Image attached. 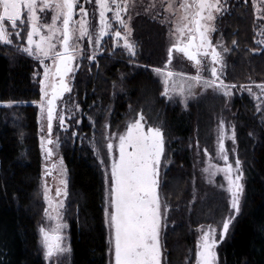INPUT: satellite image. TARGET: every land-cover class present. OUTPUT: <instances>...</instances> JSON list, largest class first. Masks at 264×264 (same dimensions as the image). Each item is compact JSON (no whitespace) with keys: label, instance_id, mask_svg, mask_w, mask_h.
Returning <instances> with one entry per match:
<instances>
[{"label":"trees","instance_id":"16d2710c","mask_svg":"<svg viewBox=\"0 0 264 264\" xmlns=\"http://www.w3.org/2000/svg\"><path fill=\"white\" fill-rule=\"evenodd\" d=\"M253 16L252 5L243 1L233 7L224 23L228 44L237 41L228 55L227 72V80L237 84L264 82V48L255 42ZM133 28L134 57L124 47L113 48L109 35L96 61L83 63L75 75L73 94L80 109L60 146L69 176L65 207L69 264H108L105 184L94 145L106 130L138 113L164 132L166 155L160 192L170 206L162 236L164 264H192L197 225L225 208L220 192L196 181L194 153L196 145L200 149L209 142L210 127L223 103L206 96L184 106L177 99L161 96L162 82L151 69L163 60L164 32L141 18L134 20ZM35 66L32 57L0 45V100L17 102L0 105L2 264H46L38 236L44 200L43 160L33 103L40 94ZM230 107L237 155L246 169L245 192L242 212L227 239L218 245L219 264H264V122L247 94L235 95Z\"/></svg>","mask_w":264,"mask_h":264},{"label":"snow or ice","instance_id":"6c2138e0","mask_svg":"<svg viewBox=\"0 0 264 264\" xmlns=\"http://www.w3.org/2000/svg\"><path fill=\"white\" fill-rule=\"evenodd\" d=\"M88 2L90 0H85V3ZM252 2L256 7L257 0ZM111 3L115 5L114 8L110 7L109 0H95V4L99 6L95 9L99 12V28L94 35L89 30L91 24L88 17L92 13L77 0H0V42L11 45L13 33L23 38L25 27H27V46L20 44L18 47L22 52L38 59L44 67L43 77L39 79L41 98L33 103H38L42 112L46 109L49 135L47 139L41 136V147L46 154V160L54 155V149L49 145L60 146L59 138L55 141L52 139L53 120L58 119L60 128L67 130L65 113L72 115L71 109L67 106L58 112L57 103L65 93L72 91L73 78L69 74L73 73L74 68L79 67V63L74 64L73 61L78 57L83 59L82 38L87 36L89 46L102 52L104 49L101 40L113 27L106 15L111 11L114 20L125 30L122 34L117 29L114 37L119 39L123 35L124 47L133 57L136 55L135 41L129 39L131 30L122 18V14L127 11V0L123 8L118 0H111ZM261 3L264 4V0H261ZM161 7L164 13H171L173 16L178 10L180 12L176 20L175 32L171 27L169 28V34L175 37V42L171 43L168 49L169 61L165 62L166 65L172 59L173 50H176L183 53L196 66L195 75L179 73L181 77L179 83L176 80L177 73L170 67L156 68L155 71L162 77L164 84L161 96H168L171 99L173 94H179L182 102L186 103L189 96L196 94L192 89L197 84L201 85V92L211 88L222 91L225 96H228L236 85L229 84L222 78L226 66L222 53H229L231 49L218 47L222 41L213 43L211 35L218 30L217 14L222 16L228 9L226 0H179L178 4L174 0H167ZM74 8H78L81 16L78 21V35L77 22L73 20ZM47 9H54L51 23L44 22ZM155 9L156 5L153 4L144 11H155ZM25 10L26 21L23 16ZM164 13H158V15ZM8 22H11V31ZM160 22L170 23L171 20L168 15H165ZM232 43L236 45L237 41L233 40ZM259 43L264 44V40ZM115 47L114 44L113 48ZM253 51L258 49L254 48ZM87 58L89 61L96 59L95 55ZM208 58H210V64L205 62ZM47 60L51 63H47ZM209 70L211 76L203 74ZM257 87L260 93L264 94V82L259 83ZM248 91L256 95L250 87ZM16 103L13 100H0V105L12 106ZM75 108L79 109L80 105L76 104ZM89 119L92 118L89 117ZM76 123L80 121L77 120ZM224 126L225 121L221 119L216 153L224 163L209 165L203 171L209 173L210 178L217 172L224 173L229 193V213L222 217L220 222L222 227L218 228L214 224H209L207 227L200 226L201 235L196 242V264H219L218 245L227 239L235 218L242 212L246 169L238 155L234 163L230 161L225 147V138L228 133L225 132ZM234 128L233 125L231 133L233 141L236 139ZM72 135L75 137L77 133L73 132ZM106 141L110 163L100 156V164L104 168L105 224L109 231V251L114 254V264H162L161 231L170 207L161 199L159 193L162 186L161 169L165 167L162 156L166 155L163 129L149 124L144 114L140 113L127 123L123 131L109 133ZM95 151L99 155L101 149L97 147ZM205 152L207 153V149ZM59 165L62 187L56 188L55 198L50 195L47 183L43 186L45 215L50 222L55 221L48 227L40 228L44 256L48 260L71 251L70 246L65 243L63 231L67 227L64 210L65 198L69 196V176L62 157ZM56 167V162L50 165L46 163L44 175L51 174V169Z\"/></svg>","mask_w":264,"mask_h":264},{"label":"rangeland","instance_id":"374dc122","mask_svg":"<svg viewBox=\"0 0 264 264\" xmlns=\"http://www.w3.org/2000/svg\"><path fill=\"white\" fill-rule=\"evenodd\" d=\"M243 1L245 2V0H226V4L228 5L227 11H225L222 16L220 14H217L218 20L216 22V27L218 30L213 32L211 35H212L213 43H215L216 41H222V44L219 45L218 47H227V48L231 49L234 46L233 43L228 44V37L224 36L225 35L224 23H225L227 16L231 13L233 7L237 3H240ZM77 2L79 4H82L86 8H88L90 13H92L90 15V17H88V19L90 20V24H91V27L89 30L95 35V33L98 32V28H99V12L95 11V9H97L99 6L95 4V0H90V2H88V3H85V0H77ZM118 2L120 3L122 8L125 7V0H118ZM166 2H167V0H127V5H128L127 11H125L122 14V18L124 19L125 23L128 24L129 29L131 30V36L129 37V39L132 41H135L133 38V31H134L133 22H134V20H136L138 18L148 20L152 23L159 25L162 28V30L164 32V44L162 47L163 60L159 66L153 67L151 70L159 78V80L162 82L163 90H164L163 80H162V77L160 75H158L157 72L155 71L156 68L170 67L171 70H173L175 73H177L176 80L178 83L181 80L179 73H188L189 75H195L196 74V66L194 65V63L189 61L188 58L183 55V53L177 52L176 50H173V56H172L171 61L167 65L165 63L166 61H169L168 49L171 46V43L175 42V37H171L169 34V28L171 27L172 31L175 32L176 20L178 19L179 14H180L179 10L177 11L175 16H173L171 13H164V9H163V7H161V5L163 3H166ZM174 2L178 4L179 0H174ZM246 2H249L252 5V9H253L255 42L260 46V48H264V44L259 43V41L264 40V4L261 3V0H257V5H256V7H254L252 0H246ZM109 4H110L111 8L115 7V5L111 3V0H109ZM153 4L156 5L155 11H152V10H149L148 12L144 11V9L149 8V6L153 5ZM53 12H54V9H47L46 10L44 22L51 23V17H52ZM158 13H164V14L158 15ZM106 15L109 17V20L111 21L113 27L111 29H109L108 34L102 38V40H101L102 47L104 45V39H106V37L109 35L112 37L111 43L113 45L115 44L116 47H119V46L124 47L123 35L119 39L114 37V33L117 29H119L123 34L125 31L124 28L122 26H120L117 21L114 20L111 11L106 13ZM165 15H168L170 17L171 22L162 24L160 21L165 18ZM23 16H25V19H27L26 10L23 13ZM129 17H131V19H129ZM80 19H81V16H80L78 8H74L73 20L77 22V24H76L77 35L79 34L78 33V28H79L78 21ZM57 23H61V21H57ZM8 27H9V30L11 31V22H8ZM42 30L45 32L47 31L46 29H42ZM26 36H27V30H26V32L24 30L23 38L17 37L15 35V33H13V36H12L13 43L11 45H7V46L16 48L19 51H21L19 49L18 45L24 44L25 46H27ZM82 43L84 45L83 59L81 60L78 57L77 60L73 61L74 64L79 63V67L74 68L73 73L69 74V76L73 78L72 84L74 83V79H75V75H76L77 71L81 68L83 63H85V62L91 63V62L96 61V59L94 61H89V59L87 57L91 56V55H95V57L97 58V55L101 53V51L95 50L93 47L89 46L87 36L82 38ZM0 45H6V44L4 42H0ZM135 47H136V44H135ZM230 52L229 53H222V55H224L225 61H226V66H225L224 72L222 73V78H224L227 83L236 85V87L231 90L230 94L228 96H225L222 91L213 90L211 88L206 89L205 91L201 92L200 91L201 85L197 84L192 89V91L196 94L189 96L187 98V101H186V103H187L188 101L195 99L197 97L202 98V97H206V96L207 97L211 96V97H214V99H217L223 103V105L220 106V109H218L219 111L215 114L214 122L212 124V127H210L211 131H210V136H209L210 137L209 142L205 143L204 147L200 146V149L198 148L199 145H196V149L194 150V153H195V161H196V175H197L196 178L198 179V180L196 179V181L200 182V180H202L205 183V185L207 186L206 189L208 188L210 190H214L215 192H220L221 197H219V198L224 200L225 208L222 212L214 214L211 219L205 218L206 219L205 221H201L200 224L197 225V227H196V242H197V238L201 235L200 226L207 227V225H209V224H214L218 228L222 227V223H220L222 220V217L227 216L229 213V208H228L229 193L227 191V180L225 179L224 173L222 171L217 172L215 174V176H212L210 178L209 173L204 172L203 169L206 167H209V165H215V164H221L222 165L224 163L223 160L219 159L217 157V154H216L217 153V141H218V137H219V127H220V120L221 119H223L225 121V126H224L225 132L228 133V135L225 138V147L228 150L229 159L231 162L234 163V161L237 157L236 140L233 141L232 135H231V133L233 132V125H234L233 120H232L233 111L231 110V107H230V103L232 101V98L235 95L247 94L252 99V101L254 102L255 109L260 114V117L264 122V107H261L262 105H264V94H261L260 89L257 87V85L259 83L237 84L235 82H231V81L227 80V75H228L227 72L229 71L228 70L229 69L228 55L230 54ZM25 54H27V53H25ZM30 57H32V56H30ZM32 58L36 61V66L34 68V74H36V75H34V77L36 79H38V84H39V79L43 77L44 67H43V65L40 64V61L38 59H36L34 57H32ZM205 62L210 64V58H208ZM47 63L50 64L51 61L47 60ZM203 74L207 75V76H211L210 70L203 73ZM241 85H243V87H241ZM249 87L253 90V93H256V95H253L252 93H250L248 91ZM39 91H40V84H39ZM40 98H41V93L39 94V99L37 101H39ZM165 98L170 99L168 96H165ZM171 99H177L182 105H184V106L186 105L185 102H182V97L179 94H173V97ZM35 104H36V108H37L38 132H39V140H40V146H41V144H42L41 136H44L47 139V137L49 135L48 129H47V121H46V109L44 110V112H42L39 104L38 103H35ZM76 104H78V103H77L75 96L73 94V87H72V91L70 93H65L64 96L61 97L57 103V111L58 112L61 109H64L65 106H67L68 109H71V112H72L71 116L67 112L65 113L66 124L68 125L67 130L60 128L58 119L53 120L52 139H53V141H55L57 138H59L60 146L63 142V138H64L65 134L71 130L72 121L77 117V114L79 113L80 108L76 109L75 108ZM258 108H260V111H258ZM138 114H140V113H138ZM138 114L133 116V117H130L129 119L124 121L119 127H115L111 130H106L104 132V134H103L104 136L100 137L98 143H95V145H94L95 148L98 147L101 149L100 154L99 155L97 154L98 155L97 157L99 160H100V156H103V158L108 163H110V158L108 156V150H107L106 136L111 132L123 131L126 128L127 123L130 120L136 118L138 116ZM77 120H79V119H77ZM153 126H155V125H153ZM60 146L56 147L55 144L49 145V147H53L54 155L48 160L45 159L46 154L44 152V149H42V147H41L42 160H43L42 197H43V186L45 183H47V185L49 186L50 195L54 198H55L56 188L62 187V185L60 184V180L62 179V177L60 175L61 169H60V165H59V160L61 158ZM205 149H207V153L205 152ZM234 149H235V151H234ZM52 162H56L57 167L52 168L51 174L45 176L44 175V173L46 171L45 164L47 163L50 165ZM162 162H164L163 156H162ZM102 173H103V178H104V168L103 167H102ZM162 174H163V168L161 169V176H162ZM104 184H105V180H104ZM200 184H201V182H200ZM197 185L198 184L196 182L195 183L196 189H197ZM221 185H224V187H221ZM105 188H106V185H105ZM159 193H160L161 199L168 204L167 200L163 197V195H161L160 189H159ZM105 195H106V193H105ZM210 196H212V195H210ZM104 199H105V197H104ZM211 199L212 198L210 197V200ZM43 200H44V198H43ZM65 200H67V197L65 198ZM45 206L46 205H45V201H44V208H45ZM169 208H168L166 219L162 224L161 244H162L163 232H164V229L167 225V217H168V214L170 211ZM64 212H65V210H64ZM50 223H55V221L50 222L48 217L45 215V212L43 211L42 219L38 225L40 252H41L46 264H69L68 262H69L70 252L63 254V255L59 256L58 258L54 257L51 260L46 259L44 256V250H43L42 243H41L42 237H41L40 228H41V226L48 227L50 225ZM106 229H107V227H106ZM63 231L65 232V243H66V245H69V233L67 231V227ZM107 240H108V264H110V262H111V264H114V254L109 251L110 245H109V231H108V229H107ZM195 252H196V247H195V251H194V258H193L192 264H196ZM164 261H165V253H164V249H163V245H162V264H164Z\"/></svg>","mask_w":264,"mask_h":264}]
</instances>
